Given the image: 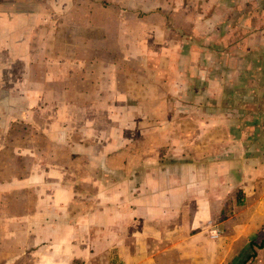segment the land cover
Here are the masks:
<instances>
[{"label":"crops","instance_id":"obj_1","mask_svg":"<svg viewBox=\"0 0 264 264\" xmlns=\"http://www.w3.org/2000/svg\"><path fill=\"white\" fill-rule=\"evenodd\" d=\"M246 2L0 0V264H264Z\"/></svg>","mask_w":264,"mask_h":264},{"label":"rangeland","instance_id":"obj_2","mask_svg":"<svg viewBox=\"0 0 264 264\" xmlns=\"http://www.w3.org/2000/svg\"><path fill=\"white\" fill-rule=\"evenodd\" d=\"M238 1H239V5H241V6L243 7V9H242V14H243V16H244V15H246V13H247V10H248L247 7H248L249 5H251V4H250V2H246V0H238ZM261 6H264V3H263V2H261ZM238 15H240V14H238ZM230 16H232V17H230ZM228 18H229V20H231V18L234 19V18H235V14H234V15H233V14L229 15ZM233 19H232V20H233ZM217 20H219V19H217ZM214 46H215V48L219 51V47H218L217 45H214ZM216 49H213V51L216 50ZM218 63H219V62L214 63L215 66H217ZM205 64H206V63H205ZM214 64H213V65H214ZM200 65L203 66L204 63H203V62H200ZM216 68L218 69L219 66L215 67L214 69H216ZM196 79H197V78H196ZM197 80H198V79H197ZM198 84H199V83L196 81L195 85L197 86Z\"/></svg>","mask_w":264,"mask_h":264},{"label":"built area","instance_id":"obj_3","mask_svg":"<svg viewBox=\"0 0 264 264\" xmlns=\"http://www.w3.org/2000/svg\"><path fill=\"white\" fill-rule=\"evenodd\" d=\"M219 237V233L218 234H214L213 236H212V238H218Z\"/></svg>","mask_w":264,"mask_h":264}]
</instances>
